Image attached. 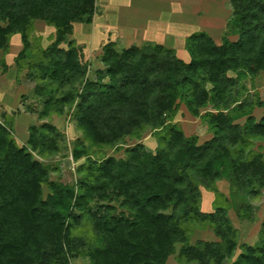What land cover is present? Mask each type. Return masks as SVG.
I'll return each mask as SVG.
<instances>
[{
    "label": "trees",
    "instance_id": "1",
    "mask_svg": "<svg viewBox=\"0 0 264 264\" xmlns=\"http://www.w3.org/2000/svg\"><path fill=\"white\" fill-rule=\"evenodd\" d=\"M229 1L221 42L205 31L190 34L188 62L162 44L117 51L109 41L99 55L104 67L90 79L89 63L68 37L74 23L92 22L95 0H0V50L20 35L16 66L37 83L42 103V121L28 126L22 145L13 118L0 115V264L79 257L167 264L175 252L180 264H264V220L253 244L240 243L231 202L217 187L226 179L233 193H264V152L255 147L264 142V99L244 83L252 86L264 72V0ZM36 21L54 28L45 47L30 38ZM180 104L206 125L208 139L199 142L174 121ZM255 108L263 111L259 119ZM63 114L82 132L70 149L75 162L83 160L75 186L50 178L59 168L49 160L60 154L65 133L48 119ZM146 132L158 143L153 151L140 141ZM127 139L136 142L124 146ZM105 148L125 154L94 156ZM200 187L213 193L211 211L201 209ZM250 210L241 205L237 217L252 220ZM84 214L100 235L97 246L81 235ZM196 230L216 240L190 243Z\"/></svg>",
    "mask_w": 264,
    "mask_h": 264
},
{
    "label": "rangeland",
    "instance_id": "2",
    "mask_svg": "<svg viewBox=\"0 0 264 264\" xmlns=\"http://www.w3.org/2000/svg\"><path fill=\"white\" fill-rule=\"evenodd\" d=\"M117 1L118 3L122 2V0ZM114 2L117 3L116 1ZM192 4L193 3H191L190 0L185 1V9H187L188 11ZM167 6L169 7V4H167ZM216 9L218 10V16L215 17H220L218 19L219 21L213 20V17L212 20L215 23L211 21V19H209V22L206 23L207 25L204 24L202 27L204 30H206V33H208L215 40V42L220 43L222 40V35L224 33L226 23L231 15L230 1H226L224 6L222 4ZM142 10L145 11L147 9L142 8ZM130 14L131 16H135L132 12H130ZM122 18L125 19L126 17L118 15L116 19L117 21H119ZM151 18L158 24L159 19H157V16ZM190 25L194 26L192 24ZM200 27L201 25H195L192 28H194V30H200ZM82 28L85 29V31ZM74 29L78 40H89V33L87 31H90V29H92V26L83 23H75V25L73 26V32ZM73 32L68 37V39L73 38ZM53 34L54 28L52 26L46 25L43 21H36L35 29L31 33L30 38L34 43L36 42L35 40L39 39L42 46L45 47L53 41ZM175 39L177 41H174V43H172L173 40L171 38L166 39V41L168 43L174 44V47L177 43L179 45L178 53L180 54V56H183L184 59L187 60L188 56L186 57L185 53L187 52V55H189V53L187 50L186 52L184 50V38L179 36ZM230 39H236V37L230 36ZM61 46L65 47L66 44L63 43L61 44ZM21 48L22 44L20 40V35L15 34L10 39L8 51L3 53V51L0 50V115L1 113L5 112L8 116L13 118V137L19 145L25 144L26 142L28 136V126L30 124L39 123L40 121H42L39 119L38 113V111L42 109L41 99L40 96H37L34 93V88L37 83L33 80L28 79L25 76L26 69L20 72V70H18L16 66V57L20 52ZM101 50L100 48H96L91 53L89 49H83V53H81L82 60L87 59L91 56L95 57V55H97V53ZM174 50L177 49L174 48ZM99 65L100 64H97V62L89 63V70L87 73L88 78L94 79L95 70L97 68L104 67L102 63L101 67ZM244 83L246 84L251 95L254 92H258L261 99H264V72L254 78L252 86L250 84V79H245ZM38 85H40V83H38ZM253 115L256 119H259L263 115L262 109L255 108V110L253 111ZM1 120L2 119L0 117V124ZM48 120L55 124L60 131L65 133V138L64 142L61 145L62 150L60 154L51 157V159L49 160V162L52 164L58 163L59 168V171L51 172L50 178L60 179L68 186H75L76 179L78 178V174L76 173V167L78 166V163L82 162L83 160L75 162L71 158L70 149L73 145L74 140L77 137H82V132L75 126V124L68 115H53L52 118ZM174 121H176L181 126L186 135H197L199 138V142H203L204 140L210 137V131L207 129L206 125L201 121V119L191 116L185 108L184 104H180ZM140 141H142L145 144L146 148L151 151H153L158 145L156 139L151 136L150 132H146ZM135 142V139H127L126 144L124 146H131ZM258 146H260L261 150L264 152V142L255 141V147ZM124 154L125 152L123 149L116 152L114 151V149L105 148L102 150L101 154L95 153L94 156L96 158L105 157L109 155L120 157L124 156ZM217 187L219 191L222 192L227 198H229L231 202L230 216L234 226L238 231L239 242L253 244L257 240L261 223L264 220V193L260 194L258 197H249L248 195L237 192L233 193L230 189L229 182L226 179L218 181ZM200 188L202 192L201 209L203 211H211L213 193L205 190L203 187ZM44 192H46V188H44ZM243 204L251 206L249 214L253 217L252 220L240 219L237 217V214L240 210V206ZM79 228L81 231V235L83 236V238L88 240L91 246L99 245L100 235H98L92 230L91 221L87 214L83 215L82 222ZM197 239L216 240V237L212 232H209L208 230H196L191 236L190 243H194V241H196ZM179 246V244L175 246L176 251L178 250ZM238 252L239 249L236 250V253ZM176 254L177 252L169 256L167 264H180L176 260ZM71 264H89V261L86 258L79 257L71 260Z\"/></svg>",
    "mask_w": 264,
    "mask_h": 264
},
{
    "label": "crops",
    "instance_id": "3",
    "mask_svg": "<svg viewBox=\"0 0 264 264\" xmlns=\"http://www.w3.org/2000/svg\"><path fill=\"white\" fill-rule=\"evenodd\" d=\"M185 1L188 0H122L121 3H118L117 0H95L94 17L92 22L88 24L92 26V29L86 30L89 33V40H78L75 29L72 40L76 45L79 44L81 52L83 49H89L91 53L96 48L101 50L104 44L109 41L115 43L117 51L131 45L143 46L157 43L173 49L176 48V55L188 62L190 55H187L186 49L184 50L186 57L188 56L187 60L178 53L179 45L176 43L174 47V44L168 43L166 39L171 38L172 43H174L177 41L175 38L181 36L184 38L183 47H185L187 36L198 31L206 32L202 26L208 23L209 19L217 21L220 18L215 17L218 16L216 8L222 4L224 6L228 0H190L193 4L188 11L185 9ZM142 8L147 10L144 11ZM130 12L135 16H131ZM118 15L126 18L117 21ZM156 16L159 19L158 24L151 18ZM190 24L201 25L200 30H194L192 28L194 26ZM83 30L85 31V29ZM100 53L101 51L95 57L91 56L82 61L97 62L101 67Z\"/></svg>",
    "mask_w": 264,
    "mask_h": 264
}]
</instances>
